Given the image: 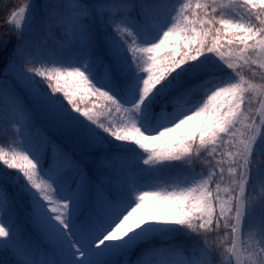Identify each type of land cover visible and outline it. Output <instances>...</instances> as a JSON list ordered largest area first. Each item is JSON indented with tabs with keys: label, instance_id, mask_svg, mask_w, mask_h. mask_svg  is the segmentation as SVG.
I'll use <instances>...</instances> for the list:
<instances>
[{
	"label": "snow or ice",
	"instance_id": "snow-or-ice-1",
	"mask_svg": "<svg viewBox=\"0 0 264 264\" xmlns=\"http://www.w3.org/2000/svg\"><path fill=\"white\" fill-rule=\"evenodd\" d=\"M4 9L0 120L12 132L0 146V247L10 264H130L148 244L139 264H264V83H254L264 82V0ZM53 26L66 41L37 39ZM113 141L184 178L126 195L131 161L107 150Z\"/></svg>",
	"mask_w": 264,
	"mask_h": 264
},
{
	"label": "trees",
	"instance_id": "trees-1",
	"mask_svg": "<svg viewBox=\"0 0 264 264\" xmlns=\"http://www.w3.org/2000/svg\"><path fill=\"white\" fill-rule=\"evenodd\" d=\"M28 2L29 0H11L12 5H16V4L22 5ZM8 3L9 0H0V17L4 15L5 12L4 5ZM194 4H195V0H193V5ZM37 39H41V40L46 39L50 43L55 45L57 43L66 41L67 37L64 30L60 29L59 27L53 26L50 30L48 29L41 30L39 32V35L37 36ZM14 42H15V38L13 37L10 43L14 44ZM10 54H11V47L0 49V67H3V64L6 62ZM254 83H256L258 87H260L261 84L264 82L256 81ZM116 92L119 93L121 99H124L125 101L131 98L130 93L126 91H121L120 88H117ZM262 92H264V89H262ZM258 99H259L258 96H254L253 102L255 103L256 100ZM95 102L99 104L98 101ZM256 108L257 109L260 108L259 103L256 104ZM241 130H243V125H241ZM11 132H12L11 123L0 120V146H4L5 143H8V140L11 137ZM259 132L264 133V127H260ZM107 150L109 152H125L127 154V159L131 161V165L135 163L139 157L147 156L146 153H144L139 148H136L135 146H129L125 148L123 145H120L118 142L115 141L107 145ZM80 158L83 159V156H81ZM146 166H147V170L145 172V179L161 185L164 189H168L172 186H177L178 185L177 182L184 178V176L181 174V170L178 169V167L174 164L163 163V164L146 165ZM128 189H129L128 170H126L123 175V191L126 195H128L127 194ZM260 191L261 189L258 186L257 192ZM150 247L153 246L151 244H148L140 251L135 252L133 256L130 258V264H132L133 261L136 262L142 256L143 252ZM3 251H4L3 248L0 247V264H10L12 257L11 256L6 257L5 255H3Z\"/></svg>",
	"mask_w": 264,
	"mask_h": 264
},
{
	"label": "rangeland",
	"instance_id": "rangeland-1",
	"mask_svg": "<svg viewBox=\"0 0 264 264\" xmlns=\"http://www.w3.org/2000/svg\"><path fill=\"white\" fill-rule=\"evenodd\" d=\"M48 2H54V0H48ZM21 30H23V25L21 26ZM176 42V45L178 46L179 44V37H173L171 38ZM173 47L172 42L170 41L168 46L161 51V55H163L165 52L171 51ZM146 159V156H141L137 160V162L130 168V180L128 181L129 186L131 187V190L129 191V195H131L133 192H138L141 190H149V191H169L175 189L177 186L171 187L168 190H165L158 184L151 183L149 181L143 180V175L145 171L147 170L146 165H144L143 160ZM182 187V185H179ZM222 187H227V185H222ZM138 194V193H137ZM163 231V230H161ZM155 246V247H159ZM151 250H153V247L148 249L144 255L148 254ZM135 264H139V261H137Z\"/></svg>",
	"mask_w": 264,
	"mask_h": 264
}]
</instances>
